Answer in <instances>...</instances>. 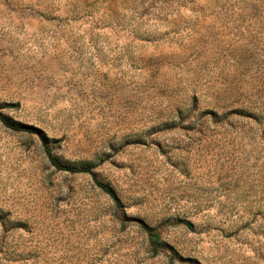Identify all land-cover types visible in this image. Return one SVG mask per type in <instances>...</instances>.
<instances>
[{
	"label": "rangeland",
	"instance_id": "374dc122",
	"mask_svg": "<svg viewBox=\"0 0 264 264\" xmlns=\"http://www.w3.org/2000/svg\"><path fill=\"white\" fill-rule=\"evenodd\" d=\"M0 112V264H264V0H0Z\"/></svg>",
	"mask_w": 264,
	"mask_h": 264
},
{
	"label": "trees",
	"instance_id": "16d2710c",
	"mask_svg": "<svg viewBox=\"0 0 264 264\" xmlns=\"http://www.w3.org/2000/svg\"><path fill=\"white\" fill-rule=\"evenodd\" d=\"M0 121L6 127L13 129V130H16V131H33V130H35V128L30 126V125L19 123L15 120H10L6 116H4V114H2L1 112H0ZM46 153H47L49 162L57 169L65 170V171L72 172V173L86 172L89 174H93L91 168L88 166L75 167V166H70L68 164H63V163L59 162L50 153V150L47 147H46ZM94 181H95V184L104 193H106L117 206H121V201H120L118 194L116 193L115 189L109 183L99 181L95 178H94ZM147 234H148L149 244H150L152 253L157 254L160 251V249L164 246L165 243H164V241H162V239L160 238L158 233L151 231V230H147Z\"/></svg>",
	"mask_w": 264,
	"mask_h": 264
}]
</instances>
